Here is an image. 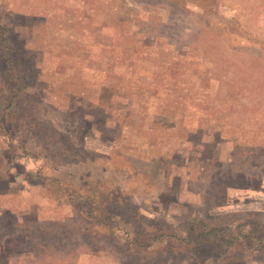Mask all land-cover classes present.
<instances>
[{
    "label": "rangeland",
    "instance_id": "rangeland-1",
    "mask_svg": "<svg viewBox=\"0 0 264 264\" xmlns=\"http://www.w3.org/2000/svg\"><path fill=\"white\" fill-rule=\"evenodd\" d=\"M0 264H264V0H0Z\"/></svg>",
    "mask_w": 264,
    "mask_h": 264
},
{
    "label": "trees",
    "instance_id": "trees-1",
    "mask_svg": "<svg viewBox=\"0 0 264 264\" xmlns=\"http://www.w3.org/2000/svg\"><path fill=\"white\" fill-rule=\"evenodd\" d=\"M10 66H11V70H12V85H13V88L16 90V92L19 93L20 90L22 89V87L24 86V79L22 77V70L19 69L20 68L19 65L16 66V64L12 60L10 62ZM6 115L8 116L9 112L6 111ZM55 179H57V178H55ZM97 196H99V194ZM196 219H198V218H196ZM196 223L201 224V226L203 225L202 230H204V225H206L205 222L203 223V221H199V219L191 221L190 222L191 225L186 227L187 233L180 239L181 242L185 243V242L191 241V239L194 237L193 234H195L196 230L198 231ZM205 230H206V228H205ZM168 237L171 238L173 236L168 235ZM181 246H183V245H181Z\"/></svg>",
    "mask_w": 264,
    "mask_h": 264
}]
</instances>
